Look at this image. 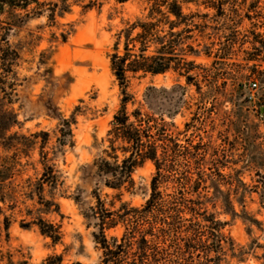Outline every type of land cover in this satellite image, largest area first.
Wrapping results in <instances>:
<instances>
[{
  "label": "rangeland",
  "instance_id": "obj_1",
  "mask_svg": "<svg viewBox=\"0 0 264 264\" xmlns=\"http://www.w3.org/2000/svg\"><path fill=\"white\" fill-rule=\"evenodd\" d=\"M176 1L190 19L187 44L200 52L188 59L201 70L191 83L174 71L129 75L127 89L128 110L142 106L163 119L170 138L157 188L164 204L142 222L147 239L156 236L144 262L264 264V0ZM152 4L38 0L17 10L24 22L8 36L20 53L15 87L10 103L0 99L2 264L8 257L14 264H100L98 227L86 217L93 192L113 211L146 205L153 162L137 168L133 187L121 192L102 184L94 162L105 157L122 99L110 67L113 45ZM63 120H74L72 145L59 142ZM43 164L58 181L39 190ZM38 219L59 227L61 239L43 235ZM124 233L122 224L105 230L109 240Z\"/></svg>",
  "mask_w": 264,
  "mask_h": 264
},
{
  "label": "trees",
  "instance_id": "obj_2",
  "mask_svg": "<svg viewBox=\"0 0 264 264\" xmlns=\"http://www.w3.org/2000/svg\"><path fill=\"white\" fill-rule=\"evenodd\" d=\"M151 1L152 8L147 17L121 32L109 56L110 67L121 89L122 99L106 135L109 145L103 152L105 157L96 160L94 167L95 174L102 184L119 192L123 189L129 191L133 187L134 171L147 161L154 163L156 176L152 179V194L141 209L128 208L126 204H122L119 210H110L106 208L98 193L93 192L97 200L96 205L89 209L90 214L86 217L94 219L98 227V232L93 233V238L102 251L100 264H145L144 260L150 255L148 251L153 248L156 236L150 234L151 238L147 239L142 222L147 214L159 211L164 204L157 188L159 179L163 177L162 171L166 168L163 161L168 155L164 149H167L166 142L170 138L163 119L143 110L142 106L128 110L129 103L134 105L133 97L127 92L129 75L156 76L174 71L184 76L187 83H191L197 77L196 70L200 69L193 60L188 59L190 56H198L200 52L192 44H187V41L192 39V28L189 17L182 12L181 4L176 0ZM31 3L38 4V0H0V15L6 14V18L0 20V99H9L14 91L16 77L14 67L20 59L19 50L9 44L8 36L14 28L20 27L24 22L17 10L26 9ZM162 7H165L166 11H163ZM24 17H27V14ZM180 25H184L185 28L180 32L175 31ZM183 45H186L184 49ZM10 101L11 99L8 103ZM15 121L16 118L12 123ZM73 121L62 122L59 142L63 145L73 144L71 142ZM43 135L47 136L45 133ZM160 149L164 151L162 159H159ZM5 173L6 170L0 166V178ZM57 181L53 168L43 164V173L38 182L39 190L43 189L44 184L55 187ZM120 196L121 193L118 194V197ZM39 200L42 201V198L39 197ZM118 224L124 225L125 233L120 239L109 240L105 230ZM36 225L52 242L61 239L59 227L42 219H38ZM8 226L5 220L4 229L7 230ZM57 260L60 262L61 258L58 257ZM4 261L5 255L0 250V264ZM6 264L14 263L8 257Z\"/></svg>",
  "mask_w": 264,
  "mask_h": 264
},
{
  "label": "built area",
  "instance_id": "obj_3",
  "mask_svg": "<svg viewBox=\"0 0 264 264\" xmlns=\"http://www.w3.org/2000/svg\"><path fill=\"white\" fill-rule=\"evenodd\" d=\"M252 87H256V85L255 84H252Z\"/></svg>",
  "mask_w": 264,
  "mask_h": 264
}]
</instances>
